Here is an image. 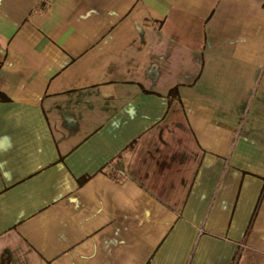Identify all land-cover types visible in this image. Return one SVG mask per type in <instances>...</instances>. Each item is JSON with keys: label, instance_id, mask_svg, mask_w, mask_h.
Returning <instances> with one entry per match:
<instances>
[{"label": "crops", "instance_id": "crops-1", "mask_svg": "<svg viewBox=\"0 0 264 264\" xmlns=\"http://www.w3.org/2000/svg\"><path fill=\"white\" fill-rule=\"evenodd\" d=\"M0 94V264H264V0H0Z\"/></svg>", "mask_w": 264, "mask_h": 264}, {"label": "built area", "instance_id": "built-area-1", "mask_svg": "<svg viewBox=\"0 0 264 264\" xmlns=\"http://www.w3.org/2000/svg\"><path fill=\"white\" fill-rule=\"evenodd\" d=\"M106 169L108 172L116 174L117 176L124 175L123 164L121 161H117L115 159L110 161L106 164Z\"/></svg>", "mask_w": 264, "mask_h": 264}, {"label": "trees", "instance_id": "trees-1", "mask_svg": "<svg viewBox=\"0 0 264 264\" xmlns=\"http://www.w3.org/2000/svg\"><path fill=\"white\" fill-rule=\"evenodd\" d=\"M0 98H3V96L0 94Z\"/></svg>", "mask_w": 264, "mask_h": 264}]
</instances>
